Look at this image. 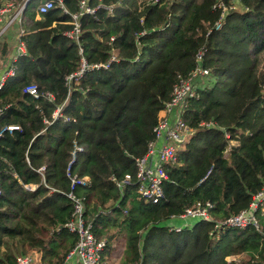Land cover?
<instances>
[{
	"label": "trees",
	"instance_id": "1",
	"mask_svg": "<svg viewBox=\"0 0 264 264\" xmlns=\"http://www.w3.org/2000/svg\"><path fill=\"white\" fill-rule=\"evenodd\" d=\"M23 1L0 0V8ZM38 2L24 5V54L0 87V130L17 126L0 134V264L18 255L61 264L73 247L65 169L74 144L82 149L70 174L87 182L73 191L93 236L104 240L100 264H261L264 212H255L257 228L215 223L246 209L264 186V0H237L218 29L215 0H88L110 9L79 17L81 55L88 63L113 59L69 87L64 78L80 56L64 35L70 16L57 4L36 14ZM61 2L77 12L79 0ZM198 50L207 73L192 80L181 112L187 131L164 166L163 197L142 202L133 186L115 181L133 173ZM27 84L36 96L22 92ZM196 203L211 205L210 219H187L178 231L162 224Z\"/></svg>",
	"mask_w": 264,
	"mask_h": 264
},
{
	"label": "built area",
	"instance_id": "2",
	"mask_svg": "<svg viewBox=\"0 0 264 264\" xmlns=\"http://www.w3.org/2000/svg\"><path fill=\"white\" fill-rule=\"evenodd\" d=\"M30 0H24L23 3L14 8L13 5L5 3L0 8V21H2V27L0 28V34L3 30L13 22L20 24L21 14L24 5ZM39 1L36 6V14L44 13L48 9L52 8L54 4H57L64 13L70 16V28L64 31V35L72 39L78 46L79 65L78 68L72 73L65 76V85L69 87L72 80H77L86 70L90 69H105L108 63L113 59L111 55L107 62H94L88 63L81 55V47L78 44L80 25L79 17L83 14H93L94 11L103 7L110 9V6L106 7L102 4L95 6H89L88 0H79L78 10L74 13H68L63 7L61 0H37ZM215 0L214 8L218 10V18L214 22L213 28L218 29L221 22L227 15L230 9H234V3L237 0ZM4 13L9 14L6 19H2ZM22 29H20V34ZM19 34V35H20ZM15 56H21L24 54V45L18 40L15 49ZM195 67L186 76H178L176 83L173 85L169 100L164 104L161 114L159 116L157 124L153 127V139L147 144L146 151L140 157L134 160L133 173H125L122 178L115 181V185L118 188L125 186H133L136 199L142 202L156 203L163 197V183L167 179V174L164 170L166 164L172 163L174 160V153L178 144L181 142L184 133L187 131L186 125L181 119V112L184 107V103L188 97L192 94V80L197 75H204L207 73V69L201 66L202 51L198 50L195 53ZM13 75V69L10 67L6 69L0 76V87L4 79ZM69 90V89H68ZM22 92L32 96L37 95V88L34 84H27L22 88ZM46 95L50 98L52 96L48 93ZM60 107L53 110L51 116L56 118L59 116ZM1 112V111H0ZM17 129L16 125H6L2 131L8 132ZM81 146L73 145L70 151V158L68 160L65 174L69 179V190L65 193V196L71 202V217L66 223L68 231L76 235V241L65 256L64 261L61 264H67L70 257L75 259L76 264H100V251L104 247L103 239H96L91 231V224L84 220V205L82 199L74 193L76 185H84L87 179L84 177H76L70 174V164L75 159L76 152L81 151ZM43 167L37 169L41 172ZM211 205L209 203H196L192 207L185 208L177 218L182 219H210L208 208ZM264 212V186L255 193L248 207L235 215L228 216L221 221L215 223V227L228 226L241 228L246 225H252L257 228V221L255 212ZM181 226H170L169 229L178 231ZM33 258L30 255H18L14 259V264H32ZM261 264H264V245H263V260Z\"/></svg>",
	"mask_w": 264,
	"mask_h": 264
},
{
	"label": "crops",
	"instance_id": "3",
	"mask_svg": "<svg viewBox=\"0 0 264 264\" xmlns=\"http://www.w3.org/2000/svg\"><path fill=\"white\" fill-rule=\"evenodd\" d=\"M9 14L7 13H4L2 15V19H6L7 16ZM3 22L0 21V25L2 24ZM16 25H17V29L16 30H11V33H10V36L13 37V44H8V39L6 37H3L0 39V52L2 50V48L5 46V54L0 57V76L3 72L6 71V69L8 68H12V66L10 65L11 61H13L16 56H15V49H16V46H17V42L19 40V34H20V26H19V23L16 22ZM9 27V26H8ZM7 27V28H8ZM6 28V29H7ZM5 32V31H4ZM171 219H180L181 221H176L175 224H171V226H184V223L187 222V219H182V218H177V217H174V218H171ZM67 264H76L75 262V259L73 257H70L69 260L67 261Z\"/></svg>",
	"mask_w": 264,
	"mask_h": 264
},
{
	"label": "rangeland",
	"instance_id": "4",
	"mask_svg": "<svg viewBox=\"0 0 264 264\" xmlns=\"http://www.w3.org/2000/svg\"><path fill=\"white\" fill-rule=\"evenodd\" d=\"M16 30L17 29V25H16V23H13V24H11L6 30H5V32H3V34H2V37H3V35H4V37H6L7 39H8V44H13V37L12 36H10V33H11V30ZM185 134H186V132L184 133V135H183V138H184V136H185ZM183 138H182V140H181V142L178 144V148L180 147V144L183 142ZM231 144H235V142L234 141H231L230 142ZM176 221H181L180 219H168V220H165V221H163L162 222V224L163 225H168V224H175L176 223ZM119 250H120V245H119ZM119 252V251H118Z\"/></svg>",
	"mask_w": 264,
	"mask_h": 264
}]
</instances>
